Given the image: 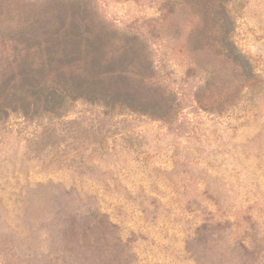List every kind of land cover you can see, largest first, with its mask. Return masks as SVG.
Listing matches in <instances>:
<instances>
[{
	"label": "rangeland",
	"instance_id": "obj_1",
	"mask_svg": "<svg viewBox=\"0 0 264 264\" xmlns=\"http://www.w3.org/2000/svg\"><path fill=\"white\" fill-rule=\"evenodd\" d=\"M54 2L0 0V72L23 38H55L59 18H75L91 38L149 40L187 95L172 123L81 101L60 118H0V264H71L62 249L77 264H264V0ZM218 38H233L257 78L208 111L193 101L204 74L188 73L190 49L215 64ZM77 211L76 224L99 213L117 224L122 258L111 240L93 253L90 237L78 247L65 234Z\"/></svg>",
	"mask_w": 264,
	"mask_h": 264
},
{
	"label": "trees",
	"instance_id": "obj_2",
	"mask_svg": "<svg viewBox=\"0 0 264 264\" xmlns=\"http://www.w3.org/2000/svg\"><path fill=\"white\" fill-rule=\"evenodd\" d=\"M54 1L62 7L83 3V0ZM228 1L231 0H207V4L225 8ZM66 20L59 18L61 23L55 29V38H23V47L12 54L13 59L0 72V118L11 112L30 118H60L81 101L103 108L105 115L126 110L174 122L187 93L167 82L156 60V49L149 40L91 38L97 32L83 29L81 26L87 25L86 22L77 23L73 18L66 27ZM74 25L77 27L71 31ZM209 48L218 62L200 64L196 58L198 50L193 47L190 53L197 51V56L190 57L188 73L204 74V84L192 92L193 101L205 110L218 111L242 87L256 82L257 75L233 38H218ZM83 217L78 211L70 214L67 220L70 226L64 229L65 234L71 235L78 247L85 236L90 237L93 253L100 239L111 240L112 251L122 258L127 243L118 234L117 224L101 213L76 224ZM61 251L55 254L57 260L69 258L71 264L78 263L69 254L74 250Z\"/></svg>",
	"mask_w": 264,
	"mask_h": 264
}]
</instances>
